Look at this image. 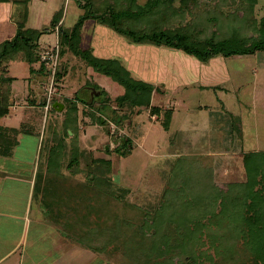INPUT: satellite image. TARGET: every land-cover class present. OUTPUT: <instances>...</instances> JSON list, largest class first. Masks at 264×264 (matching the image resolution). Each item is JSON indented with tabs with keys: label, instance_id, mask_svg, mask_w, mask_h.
<instances>
[{
	"label": "rangeland",
	"instance_id": "1",
	"mask_svg": "<svg viewBox=\"0 0 264 264\" xmlns=\"http://www.w3.org/2000/svg\"><path fill=\"white\" fill-rule=\"evenodd\" d=\"M190 1L184 15L185 19L180 17L175 23L189 29L191 23L198 22L195 27L201 32L200 36L209 41L238 32L242 43L249 45L254 38L259 36L257 27H264V0ZM178 3H181L180 0ZM37 14L41 18V11ZM80 21L79 32L65 40L61 36L60 80L56 82L58 91L54 94V98L68 90L72 93L80 92L79 89L86 84H94L101 90V93L97 94L98 91L91 88L92 97L90 99L94 96L96 98L92 101L94 109H89L91 107L85 105L80 107L77 101L71 99L67 102V110L60 112L55 111V108H50L46 114V110L32 108V112L36 111L34 119L40 125L38 130L40 132L36 133L37 135L21 137L16 157L13 159L17 162L14 168L18 173H22L23 176H27L29 173L32 175L35 169L45 166L48 169L45 174H48L53 168L62 167L66 171L61 175H65L68 171L69 178L80 184L88 182V174L110 178L115 184L128 189L125 198L127 203L148 211L154 210L160 199L168 194L166 211L170 215L169 217H173L171 213L177 211L182 205L181 203L186 201L185 197L182 199L172 195L170 197L169 184L180 185L179 193L188 192V187L195 190L200 187L196 182L197 175L202 173L203 177L201 178L205 187L209 186L212 192L228 194L229 189L233 188L232 204H236V201L244 198L246 193L251 190L263 189L261 179L264 164L259 155H256L257 163H252L248 169L245 168V164L250 161L252 153H264V51L226 57L230 69L226 68L224 72L228 79L222 81L220 87H207L204 91H200L199 87L192 86L191 91H194V94L188 98L191 100L189 105L193 107L204 104L206 98L209 103L207 108L213 105L217 106L220 99L231 103L232 105H229L231 107L227 108L226 106V109L230 111H224L226 118L223 119V123L227 125L234 123L242 132L241 138L235 136L234 133L231 136L223 134L221 139L217 140L202 137L201 140H197L198 137L192 140L195 135L190 129H194L195 125L199 127L203 115L196 116L193 113L183 112V104L188 101H184L186 100L185 95L181 93L177 95L179 93L177 92L175 96L179 97V101L175 103L173 96H169L167 92L164 94L166 87L164 88L161 84L157 99L155 98L153 104V98H151V103L157 105L160 110H164L170 107L167 105V100L172 101L171 106L178 110L176 112L178 114L176 117L174 115L170 129H168L170 120L167 119L166 113L154 115L151 108L144 109L136 106L132 109L126 104L117 105L118 100L115 98L113 103L119 107L117 113L123 120L122 126L119 127V134L113 135L114 124L111 126L109 123L93 119L92 125H96L86 127V123L81 121L83 116H87V114L90 116L98 111V108L102 107V103L106 105L109 99L112 101L110 98L112 92L107 87L98 84L96 73L98 70L101 71L103 66L116 67L117 64L116 61L112 63L96 60L97 54L92 51L91 47L92 35H96L97 32L94 29V20L86 16ZM174 26L176 25L173 24ZM56 42L57 35L51 29L42 34V43L38 46L45 45L46 47ZM83 43L90 45L92 49L83 47ZM20 49L29 56L25 45H22ZM40 51L42 50L38 49L36 52L39 60H41ZM14 55L20 56V51L15 52ZM16 66L17 64H15ZM90 67L91 69L94 67V73L90 71ZM131 73L135 79L139 80L140 77L137 74L133 71ZM48 77L46 74L39 76L43 82L44 101L42 102L44 103L47 96L45 80H48ZM101 79L98 80L108 83V80L102 79L103 81H101ZM222 85L227 90V94L220 92L219 89L222 88ZM187 89L185 90L187 91ZM123 93L124 90L121 95ZM185 105L187 104L185 103ZM179 117L182 118L178 119ZM18 120L16 118L10 122L16 126L19 123ZM138 125H140L139 128ZM163 130L170 132L167 134L162 132ZM161 133H163L162 139H160ZM189 134H192L191 138ZM197 135L200 137V134L197 133ZM11 166V163L8 164V168ZM182 170H184L183 173H181ZM182 174L189 177V182L184 181V178L181 177ZM252 175H254L255 181H252ZM60 179L62 180V178ZM2 180L3 178H0V182ZM8 183L12 184V181L8 180ZM66 190L67 187H64L63 192ZM4 193L6 197L0 198V211L21 212L22 204H25L26 200L20 195L21 193L25 195L26 189L19 196L15 195V191L12 192V189L6 190ZM189 197L186 193V198ZM210 199L211 197H209ZM8 201L10 204H3ZM36 203L40 205L41 201L37 202L36 199L30 201L31 210L30 208L27 210V219L24 218L30 233L29 243L35 248L42 247L46 250L56 251L53 245H57L61 241L39 236L42 232L49 233L54 230L50 227L45 230L43 222L40 221L43 218L38 217ZM195 207L196 205L192 206L193 209ZM220 208L219 204L213 212L215 218L208 217V219L213 217L210 222L207 218L206 221L203 220L209 224L203 229L200 240H195L200 235L198 234L199 230L193 233L192 240L188 238L190 233L183 235L182 229L179 232L169 229V238L162 239L154 252V249L151 250L150 247H147L149 245L147 244L148 237H144V241L139 243V237L129 239L128 235L119 236L116 238L114 249L109 253L103 252L104 257H96L93 254L88 255L85 260L79 256L77 263L101 264L102 259L105 258L109 264H192L194 257L199 256L201 261H209L206 264H264L246 243L237 237L232 226H229V221L218 215ZM44 216L47 222H52V225L56 223L60 228L62 218L65 221L68 219V214L63 217L61 213L56 214V217L55 215L50 217L48 213H45ZM146 220H148L147 223L154 222L150 218ZM90 228L92 229V224ZM138 231H140L139 227ZM64 233L66 235L68 232ZM68 237L72 239L73 247L87 249L85 246H81L79 241H75L71 233H68ZM185 238L189 241H184Z\"/></svg>",
	"mask_w": 264,
	"mask_h": 264
},
{
	"label": "crops",
	"instance_id": "2",
	"mask_svg": "<svg viewBox=\"0 0 264 264\" xmlns=\"http://www.w3.org/2000/svg\"><path fill=\"white\" fill-rule=\"evenodd\" d=\"M147 1L148 0H138V3L145 4ZM100 10L104 9H99V11ZM40 11L41 18L37 14ZM82 12L83 10L74 0H10L9 2H0V45L6 43L8 40L11 41L20 29L26 30L29 36L33 37L35 40H37V36L39 35L38 43L41 44L42 34L40 33L44 29L50 30L52 25L54 24L56 26L59 20L63 21L62 26L64 29H72L80 20L79 18ZM90 18H93L95 24L94 29L97 31L96 35H92L91 47L93 49L90 45L84 43L83 47L95 51L97 54L96 60L112 63L117 61L130 72L133 71L137 74L140 77L139 80L151 85V87L154 88L152 93L153 104L155 98L157 99L160 84L164 88L166 87L164 94L167 92L169 96H173L175 103H177L179 101V97L175 96L177 92H179L177 95H180V93L182 95L184 94L186 98L184 101H187L188 98L194 94V91H191L192 86H196V88L199 87L200 91H204L207 87H220V83L228 79L224 71L226 68H230L227 58L222 55L214 56L209 61H202L198 57L180 49L136 42L111 27L109 22H106L104 18H97L95 16H90ZM62 32L61 30V33L57 35V39H59L60 42L61 36H63ZM41 46H39V49L42 50L45 45H43L42 48ZM17 51H20V56L16 57L14 54ZM15 64H17L16 67ZM93 70H95L94 67L92 69L90 67V71L93 72ZM46 71V67L45 70L41 67V60L36 62L31 61L30 55L28 56L26 52L23 53V50L20 48H9L0 57V143L6 139L11 140L8 138L9 134L12 137L15 135L18 140L11 155L5 156L0 154V178H3L0 182V198L6 197L4 193L6 190L12 189V192L15 191V195L19 196V194L26 189V194L22 195L21 193L20 195L26 200V203L22 204L20 209L21 212L0 211V264H80L77 263L79 261L77 259L79 256H82L85 260H87L86 258L88 255L93 254L96 257H104L103 252L87 246H85L87 249L76 246L73 247L72 239L68 237V233L65 235V231L62 232L61 229L63 228H60L56 223L52 225V222H47L44 216L45 213H48L50 217L54 215L56 217L58 212L54 213L46 210L41 196H36L37 194L34 193V181L36 176H45L47 174H45V172H47L48 169L45 166L43 168L38 167V169L33 171L32 175L29 173L27 176L18 173L14 168L17 162L13 159L16 157V150L21 143V137L23 135H37L36 133L40 132L38 131L40 125L38 121L34 119L36 111L33 110L32 112V108L46 110L45 112L47 114L50 108H55L54 105L56 102H60L63 104L62 109L55 108V111L60 112L67 110V102L71 99L72 101H77L80 107L85 105L91 107L89 109H94L92 101L96 100V98L94 96L90 99L92 97L91 88H95L98 91L97 94L101 93V90L96 88L94 84H86L79 89L80 92L74 91V93H72L68 90L67 92H61V94L55 98L53 95L50 108L46 109L48 92L44 103L42 102L44 101V90L42 89L43 82L39 79L41 74L47 75ZM59 71L60 68L57 73L56 82L60 80ZM93 76L94 75H92V78H94ZM100 78L108 80V83L100 82L98 80ZM4 79L6 80L5 83L3 82ZM102 79L101 81H103ZM96 80L100 86H105L112 92V95L110 94L112 101L109 99L106 105L102 103V107L100 109L98 108V111L90 116L89 114L83 116L81 121L86 123V127H89L96 125H92V123H94L93 119H98V121H100L101 118L100 122L109 123L111 126L114 124L113 127L119 130V127L122 126L123 119L118 118V116H120L117 113L119 107L116 106V103H113V100L121 95L124 89L110 75L100 70L96 73ZM45 83H47V80H45ZM185 89H187V91ZM219 90L227 94V90L224 89L223 85ZM167 101V105H170V107L161 110L160 114L171 112L170 125L168 126V129H170L174 115L175 117L177 116L178 113L176 114V112L178 110L171 106V100ZM220 102H217V106L213 105L209 108H207L209 104L208 98H206L204 104L198 105L197 107L189 105L191 100L185 102L187 105H185V103L183 104V112L186 114L193 113V115L196 114V116L198 114L203 115L201 117L203 120L200 122L197 121L199 122V127L195 125L194 129H190L195 135L192 140L196 137H198L197 140H201V137L217 140L221 139L223 134L231 136L234 133L235 136L237 135L238 138H241L242 132L234 123L231 125L223 123V119L226 118L224 111H230L226 109V106L228 108L231 107L229 105L232 104L226 103V101H222V99H220ZM18 107L22 108L17 109ZM6 108L7 111L2 113ZM153 114L158 115L156 113ZM16 118L19 119V123L14 126L10 121ZM181 118L182 117H179L178 119ZM79 119L81 118L79 117ZM245 123L244 125L246 128ZM139 126L140 125H138V128ZM15 129L18 131L15 132ZM162 132L169 134L170 131L163 130ZM197 133L200 134V137ZM162 134L163 133H161L160 139H162ZM189 135L191 138L192 134ZM1 139L3 140L1 141ZM5 148L7 147H4V149ZM10 163L12 166L8 168V164ZM18 164H20V162H18ZM64 171L66 170L61 172ZM67 173L69 172L67 171L65 176H69ZM8 180H11L12 184L8 183ZM33 199H36L37 202L41 201L40 205L42 206L36 203V210L38 217L43 218L40 221L43 222L45 230H47L48 227L54 230L49 233L42 232L39 236L61 241L57 245H53L56 251H53V249L46 250V248L42 247L35 248L34 245L32 247L29 243L28 239L30 233L27 230L28 225H26L24 218L26 217L27 219V210L30 208V201ZM3 204L8 205L10 202L8 201ZM64 242L67 243L65 244ZM101 264H109V262L105 261L104 258Z\"/></svg>",
	"mask_w": 264,
	"mask_h": 264
},
{
	"label": "trees",
	"instance_id": "3",
	"mask_svg": "<svg viewBox=\"0 0 264 264\" xmlns=\"http://www.w3.org/2000/svg\"><path fill=\"white\" fill-rule=\"evenodd\" d=\"M9 1L0 0V2ZM74 1L83 10L80 20L86 16L104 18L111 27L136 42L180 49L202 61H209L217 55L229 57L264 51V27H257L258 38H254L252 43L247 45L242 43L238 32L209 41L200 36L202 35L201 32L195 27L198 22L191 23L189 29L175 23L180 17L185 19L184 15L190 5V0H180L181 3H178L179 0H148L145 4H139L138 0ZM99 9L104 10L99 11ZM80 20L72 29H64L62 26V39L65 40L72 34L79 32ZM173 24L176 26L173 27ZM54 26L53 24V28L51 27L50 30L54 29ZM50 30L42 31L40 34ZM38 44V39L35 40L29 36L26 30L20 29L11 41L8 40L0 45V57L9 48H21L22 45H25L31 61L36 62L39 60L36 54L39 49ZM116 64V67L112 65L103 66L101 71L110 75L124 89V93L117 97V104H126L132 109L136 106L144 109L151 108L153 113L160 114V108L151 103L153 93L151 85L135 79L131 72L117 61ZM41 67L45 70V65L42 62ZM3 82L5 83L6 80L4 79ZM5 111L7 108L2 113ZM166 115L167 119L170 120L171 112H167ZM118 118L121 119V116ZM14 131L18 130L15 129ZM8 138L11 140L6 139L0 143L1 155H11L14 146L17 145L18 140L15 135L12 137L9 134ZM4 147L7 148L4 149ZM257 154L264 164V153H252L250 161L245 164L246 169L252 163H257ZM58 159L60 158L58 157ZM62 169V167H57L45 176L37 175L34 181V193L37 194L36 196H41L44 206L49 212L61 213L63 217L68 213L66 221H71V223L62 218L61 228L71 233L73 239L79 241L80 245L109 253L116 245V238L128 235L129 239L139 237V243L144 241V237H148L147 244L149 245L147 247L156 252L161 240L169 238V229L175 232L182 229L183 235L190 233L188 238L192 240L193 233L199 230L198 234L200 235L195 240H200L203 229L215 216L213 212L220 204V214L218 215L229 221L228 224L232 226L237 237L242 239L256 254L257 258L264 263V167L261 179L263 189L249 191L244 198L236 201V204L231 202L234 192L232 187L228 194L212 192L211 188L205 187V183L202 181L203 173L197 175L198 177L196 176V182L200 187L195 188V190L188 187V192L179 193L180 185L169 184L168 193H170V197L172 195L186 199L177 211L171 213L173 217H169L170 215L166 211L168 194L160 199L154 210L148 211L127 203L125 198L128 189L115 184L110 178L88 174V182L80 184L69 176L61 175V171L64 170ZM181 177L184 178V181L189 182L187 175L182 174ZM252 181H255L254 175H252ZM64 187H67L65 192H63ZM186 193L190 196L189 198H186ZM209 197H211L210 200ZM199 200L200 202H198ZM193 205H196L195 209L192 208ZM210 216L213 217L208 219ZM147 218L154 222L147 223ZM206 218L209 221L207 223L205 222ZM91 224L92 229L90 228ZM138 227L140 231H138ZM189 239L185 238L184 241H189ZM207 262L209 261H201L199 256H195L192 264H206Z\"/></svg>",
	"mask_w": 264,
	"mask_h": 264
},
{
	"label": "built area",
	"instance_id": "4",
	"mask_svg": "<svg viewBox=\"0 0 264 264\" xmlns=\"http://www.w3.org/2000/svg\"><path fill=\"white\" fill-rule=\"evenodd\" d=\"M62 20H59L56 23V26L54 27V32L56 35H59L62 30ZM60 53H61V42L59 39H57V42L55 44L48 45L40 51V59L41 62L44 63L46 70L48 80H47V92H48V101L46 105V109L50 108V102L53 99V95L58 91V87L56 84V77L58 70L60 68ZM120 130H117L116 128H112L113 135L119 134Z\"/></svg>",
	"mask_w": 264,
	"mask_h": 264
},
{
	"label": "water",
	"instance_id": "5",
	"mask_svg": "<svg viewBox=\"0 0 264 264\" xmlns=\"http://www.w3.org/2000/svg\"><path fill=\"white\" fill-rule=\"evenodd\" d=\"M55 108H58V109H62L63 107V104L60 103V102H56L55 105H54Z\"/></svg>",
	"mask_w": 264,
	"mask_h": 264
}]
</instances>
